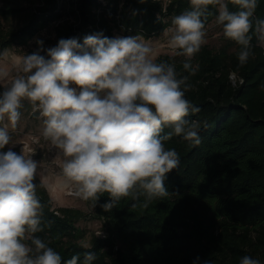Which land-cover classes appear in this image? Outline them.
Instances as JSON below:
<instances>
[{
  "label": "clouds",
  "instance_id": "9594fccd",
  "mask_svg": "<svg viewBox=\"0 0 264 264\" xmlns=\"http://www.w3.org/2000/svg\"><path fill=\"white\" fill-rule=\"evenodd\" d=\"M229 4L237 10L230 11ZM190 5L168 28L169 47L185 58V71H196L191 61L206 43L210 5L216 7L215 22L225 38L239 46L240 66L253 54V30L264 43V19L255 17L258 0H190ZM37 43L40 47L19 60L0 92V264H62L61 255L34 235L43 230L36 195L39 163L23 149L4 151L14 145L8 129L17 126L23 101L39 113L43 138L57 149L64 186L94 207L107 194L105 211L123 198L143 197L147 208L167 196L165 180L180 158L165 142L179 136L192 145L201 143V122L187 119L200 111L185 98L191 87L187 76L175 63L159 61L155 48L139 35L96 33L82 44L62 38L45 55L43 41ZM8 76L0 71V79ZM229 80L236 86L235 73ZM165 128L171 130L165 133ZM96 259L95 252H86L82 264ZM79 262L77 254L63 264ZM239 264L261 262L246 255Z\"/></svg>",
  "mask_w": 264,
  "mask_h": 264
},
{
  "label": "trees",
  "instance_id": "16d2710c",
  "mask_svg": "<svg viewBox=\"0 0 264 264\" xmlns=\"http://www.w3.org/2000/svg\"><path fill=\"white\" fill-rule=\"evenodd\" d=\"M190 8V0H40L21 25L5 31L0 25V55L7 47L27 46L43 30L49 37H40L42 55L62 38L81 44L96 33L149 38ZM15 9L20 10L6 12ZM229 10L237 6L229 4ZM217 14L215 6H208L205 29ZM255 17L264 19V0H258ZM252 35L253 54L243 66L235 42L218 50L204 44L191 61L194 73L183 69L182 56H157L175 63L180 75L187 76L191 87L185 98L200 109L187 119L201 122L200 144L179 136L165 142L180 158L179 167L165 180L167 196L147 208L143 197L123 198L111 211L101 207L109 200L107 194L95 207L86 201L107 223L108 234L95 235L84 245L76 223L86 214L53 205L36 178L43 230L34 235L61 255L62 264L77 254L82 264L89 251L97 257L93 264H239L246 255L264 264V43L254 30ZM35 44L40 47L37 40ZM232 73L236 86L229 80ZM170 130L165 128V133Z\"/></svg>",
  "mask_w": 264,
  "mask_h": 264
},
{
  "label": "rangeland",
  "instance_id": "374dc122",
  "mask_svg": "<svg viewBox=\"0 0 264 264\" xmlns=\"http://www.w3.org/2000/svg\"><path fill=\"white\" fill-rule=\"evenodd\" d=\"M40 0H0V25L2 29L8 30L17 27L25 20V14L29 10L38 5ZM11 8H20L13 12H6ZM4 9V11H1ZM6 9V10H5ZM216 17L206 27V43L214 49L226 45H233L231 41L223 35L222 26L216 24ZM171 26V25H170ZM166 27L160 34L149 38L140 36L145 42L150 43L156 50V57L162 53L173 54L169 47L168 39L170 33ZM48 30L41 31L36 35L27 46L22 47H7L0 55V71H6L9 76L0 79V92L8 83L12 76L15 75V65L25 54H31L38 49L35 41L40 40V37L48 38ZM137 36L133 34L125 35L123 33L115 34L114 37ZM233 47H230L232 49ZM23 107L20 109L21 117L17 126L13 129L9 127V133L12 137L14 145L5 146L4 151L9 147L13 151L20 153L21 150L25 154L31 155L32 159L39 163L37 178L41 180L47 189L55 206H68L81 209L86 215L80 219L76 225L82 229V238L79 239L84 245H90L93 236L108 234L107 223L98 217L88 203L75 195V190L72 187L64 186V180L61 173V159L57 156L55 149L48 141L43 138V123L39 118V113H34L28 101H23ZM119 243H116V250Z\"/></svg>",
  "mask_w": 264,
  "mask_h": 264
},
{
  "label": "crops",
  "instance_id": "0c3cea01",
  "mask_svg": "<svg viewBox=\"0 0 264 264\" xmlns=\"http://www.w3.org/2000/svg\"><path fill=\"white\" fill-rule=\"evenodd\" d=\"M119 33H121V32H117V33H115V34H119ZM115 36V35H114ZM139 36H141V35H139Z\"/></svg>",
  "mask_w": 264,
  "mask_h": 264
}]
</instances>
